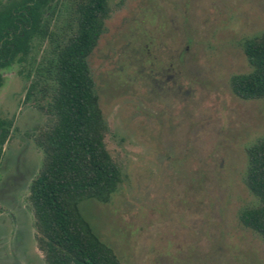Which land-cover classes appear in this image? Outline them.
I'll list each match as a JSON object with an SVG mask.
<instances>
[{
    "label": "rangeland",
    "instance_id": "obj_1",
    "mask_svg": "<svg viewBox=\"0 0 264 264\" xmlns=\"http://www.w3.org/2000/svg\"><path fill=\"white\" fill-rule=\"evenodd\" d=\"M80 1L52 0L49 36L3 71L0 116L12 128L0 162V264H48L29 193L50 98L27 92ZM108 8L88 62L124 180L109 203L82 200V215L122 264H264V239L238 217L259 203L246 184V150L264 136V98L241 99L230 86L251 70L243 42L264 33V0H108Z\"/></svg>",
    "mask_w": 264,
    "mask_h": 264
},
{
    "label": "trees",
    "instance_id": "obj_2",
    "mask_svg": "<svg viewBox=\"0 0 264 264\" xmlns=\"http://www.w3.org/2000/svg\"><path fill=\"white\" fill-rule=\"evenodd\" d=\"M52 0H0V87L2 71L29 59L34 41L49 36ZM74 26L52 47V58L34 69L35 89L49 96L41 109L49 123L37 135L43 164L30 184L36 241L48 264H122L115 251L95 233L80 202L109 203L124 180L122 168L106 145L108 126L88 58L109 17L108 0H82ZM251 66L233 75V93L244 100L264 98V33L243 42ZM12 122L0 116V162ZM246 184L259 203L239 212L243 226L264 239V136L246 150Z\"/></svg>",
    "mask_w": 264,
    "mask_h": 264
},
{
    "label": "flooded vegetation",
    "instance_id": "obj_3",
    "mask_svg": "<svg viewBox=\"0 0 264 264\" xmlns=\"http://www.w3.org/2000/svg\"><path fill=\"white\" fill-rule=\"evenodd\" d=\"M12 67V66H11ZM10 68V67H9ZM6 69H8V68H6ZM5 69V70H6ZM4 71V70H3ZM3 71H2V74H3ZM3 77H4V74H3ZM172 78H173V76L171 75V74H168L167 76H166V80H172ZM3 80H4V78H3ZM2 87V86H1ZM0 87V88H1ZM5 119V118H4ZM6 120H8V119H6ZM8 121H10V120H8ZM11 128H12V126H11ZM11 133V132H10ZM10 136V135H9ZM7 142V141H6ZM6 144V143H5ZM4 144V145H5ZM3 151H4V148H3Z\"/></svg>",
    "mask_w": 264,
    "mask_h": 264
}]
</instances>
